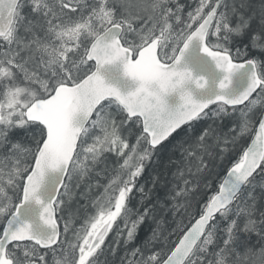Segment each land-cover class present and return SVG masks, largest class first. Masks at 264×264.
<instances>
[{
  "label": "snow or ice",
  "instance_id": "snow-or-ice-1",
  "mask_svg": "<svg viewBox=\"0 0 264 264\" xmlns=\"http://www.w3.org/2000/svg\"><path fill=\"white\" fill-rule=\"evenodd\" d=\"M0 264H264V0H0Z\"/></svg>",
  "mask_w": 264,
  "mask_h": 264
}]
</instances>
